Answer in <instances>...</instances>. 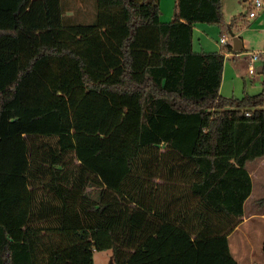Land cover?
Segmentation results:
<instances>
[{
	"label": "trees",
	"instance_id": "16d2710c",
	"mask_svg": "<svg viewBox=\"0 0 264 264\" xmlns=\"http://www.w3.org/2000/svg\"><path fill=\"white\" fill-rule=\"evenodd\" d=\"M68 3L0 0V264H239L264 86L221 94L239 51L194 49L196 23L227 29L222 0L169 21L161 0H95L91 23Z\"/></svg>",
	"mask_w": 264,
	"mask_h": 264
},
{
	"label": "rangeland",
	"instance_id": "374dc122",
	"mask_svg": "<svg viewBox=\"0 0 264 264\" xmlns=\"http://www.w3.org/2000/svg\"><path fill=\"white\" fill-rule=\"evenodd\" d=\"M165 1V5L168 8H174L175 0ZM252 1L253 0H224L223 7L222 0L224 21L227 23L225 34H227L228 38L239 35L246 40L247 47L240 52L241 57H246L248 51L264 50V32L260 31L261 26L253 27L252 24H254L255 18H248V13L253 6ZM68 2L69 10L67 14L70 15L72 19L75 18L76 22H94L96 16L95 0H68ZM163 18L164 16L161 17L163 21L170 20ZM165 18L170 17L165 16ZM258 18L262 19L264 22V7L259 10ZM218 27L221 28L220 26ZM211 36L214 41L218 40L219 42L221 34L217 33L216 36ZM226 61L228 63L231 62L229 56L226 58ZM246 81L250 80L246 79ZM247 167H250L255 173L252 177L253 190L249 202L246 205V209L247 211L254 210L257 216L255 215L247 223L243 224L241 228L235 230V233L229 238V243L232 254L238 260L239 264H251L253 260H256L258 263H264V219L258 215L262 213V206L256 201L257 198L264 196V158H258L249 162ZM251 247L254 248V253H250ZM111 260H113L111 249L94 251V264H110Z\"/></svg>",
	"mask_w": 264,
	"mask_h": 264
},
{
	"label": "crops",
	"instance_id": "0c3cea01",
	"mask_svg": "<svg viewBox=\"0 0 264 264\" xmlns=\"http://www.w3.org/2000/svg\"><path fill=\"white\" fill-rule=\"evenodd\" d=\"M176 1L175 0V5L174 8L170 9L168 8L165 4V0H161V10L162 14L161 17L164 16L163 19H170L172 20L176 16ZM223 7H224V0H223ZM170 17V18H165ZM248 18H255V22L253 25L258 27L261 26L260 31L264 32V22L262 19L258 18V14L254 17H249ZM168 21V20H165ZM217 33L221 34V37L224 35L228 42L233 43V38H228L227 34L223 32L221 28H219L217 25H209L207 23H196L194 25V34H193V46L196 51H219L222 48L223 44H219L218 40H213L212 36H216ZM241 41H242V49L238 50L239 52H226V58L229 56L231 59V62L228 63L225 61V69L223 73V81L221 84L220 92L223 95L226 96H231V95H236V96H243L245 93L249 94H256L260 92L263 89L264 86V62H260L258 64V72L254 75H251L248 73V61H247V56L246 57H241V51L247 47L246 45V40L245 38L237 35ZM249 47V46H248ZM246 79H249L250 81H246ZM248 165V164H247ZM248 170L250 171L251 178L254 175V171L251 170L250 167H247ZM257 168V166H256ZM255 168V169H256ZM252 185H253V180H252ZM253 190V186H252ZM251 195V194H250ZM249 197L245 200L244 203V215L241 218L240 223L236 226L235 230H238L241 228V226L245 223H247L251 218H253L257 213L254 210H248L246 209V205L249 202L250 199ZM261 198V197H260ZM260 198H257V202ZM260 215L261 218L264 219V212L262 209V213L258 214ZM257 216V215H256ZM235 230L229 235V238L235 233ZM254 248L251 247L250 253H254ZM256 260H253L251 264H257Z\"/></svg>",
	"mask_w": 264,
	"mask_h": 264
},
{
	"label": "built area",
	"instance_id": "2783aa9c",
	"mask_svg": "<svg viewBox=\"0 0 264 264\" xmlns=\"http://www.w3.org/2000/svg\"><path fill=\"white\" fill-rule=\"evenodd\" d=\"M253 6L251 7L248 16L254 17L259 13V10L264 7V0H253ZM221 44L228 43L227 38L223 35L220 38ZM248 61V73L254 75L258 72V64L264 62V50L262 51H248L247 52ZM249 114V112H247Z\"/></svg>",
	"mask_w": 264,
	"mask_h": 264
},
{
	"label": "water",
	"instance_id": "95a60500",
	"mask_svg": "<svg viewBox=\"0 0 264 264\" xmlns=\"http://www.w3.org/2000/svg\"><path fill=\"white\" fill-rule=\"evenodd\" d=\"M233 45L235 50H241L242 49V41L238 36H235L233 39ZM110 264H114L113 260H111Z\"/></svg>",
	"mask_w": 264,
	"mask_h": 264
}]
</instances>
